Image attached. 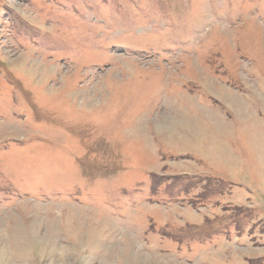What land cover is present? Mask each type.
<instances>
[{
  "label": "rangeland",
  "instance_id": "rangeland-1",
  "mask_svg": "<svg viewBox=\"0 0 264 264\" xmlns=\"http://www.w3.org/2000/svg\"><path fill=\"white\" fill-rule=\"evenodd\" d=\"M0 264H264V0H0Z\"/></svg>",
  "mask_w": 264,
  "mask_h": 264
}]
</instances>
